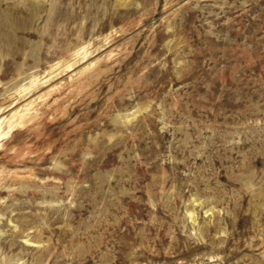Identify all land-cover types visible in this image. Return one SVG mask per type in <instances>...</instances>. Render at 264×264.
Masks as SVG:
<instances>
[{"label": "rangeland", "instance_id": "374dc122", "mask_svg": "<svg viewBox=\"0 0 264 264\" xmlns=\"http://www.w3.org/2000/svg\"><path fill=\"white\" fill-rule=\"evenodd\" d=\"M0 108V264H264V0H0Z\"/></svg>", "mask_w": 264, "mask_h": 264}, {"label": "bare ground", "instance_id": "6f19581e", "mask_svg": "<svg viewBox=\"0 0 264 264\" xmlns=\"http://www.w3.org/2000/svg\"><path fill=\"white\" fill-rule=\"evenodd\" d=\"M84 50V49H83ZM85 51V50H84ZM79 53V52H78ZM91 54V53H90ZM85 55V54H84ZM87 59V58H86ZM85 59V60H86ZM84 62V61H83ZM72 69V68H71ZM31 86V85H30ZM32 87V86H31ZM27 98V97H26ZM22 106H24V105H22ZM8 107V106H7ZM1 109V108H0ZM1 115V114H0ZM18 116V119H19V121H17V122H15V120H11V118L12 117H14V116ZM24 114H19V111H16V112H14V114L11 116V117H9L8 119H7V121H9V125H8V129L7 130H5L4 129V126H3V123H4V121L6 120V118H1L0 117V140L4 137V136H7V134L12 130V128L17 124V123H21L22 121H23V119H24ZM15 122V123H14Z\"/></svg>", "mask_w": 264, "mask_h": 264}]
</instances>
